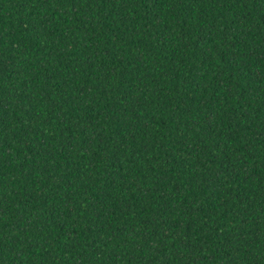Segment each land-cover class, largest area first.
<instances>
[{"label": "trees", "instance_id": "1", "mask_svg": "<svg viewBox=\"0 0 264 264\" xmlns=\"http://www.w3.org/2000/svg\"><path fill=\"white\" fill-rule=\"evenodd\" d=\"M0 264H264V0H0Z\"/></svg>", "mask_w": 264, "mask_h": 264}]
</instances>
